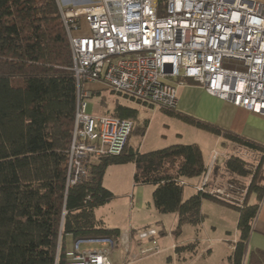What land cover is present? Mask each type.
I'll return each instance as SVG.
<instances>
[{
  "label": "trees",
  "instance_id": "1",
  "mask_svg": "<svg viewBox=\"0 0 264 264\" xmlns=\"http://www.w3.org/2000/svg\"><path fill=\"white\" fill-rule=\"evenodd\" d=\"M163 4L164 0H159V9ZM71 68L69 43L56 0H0V264H66L67 253L80 240L107 238L113 241V249L117 248L120 230L108 227L94 212L113 199L102 186L106 168L128 162L134 165L135 185L155 186V211L176 214L177 236L184 225L201 224L204 199L236 209L238 240L230 264H242L251 222L264 193L262 156L256 167L261 184H255V176L247 189L248 200L239 206L205 192L182 200L180 182L199 178L207 171L196 144H174L140 154L138 149L127 152L126 143L120 155L90 163L84 177L66 189L77 91ZM163 112L250 153L264 154L263 146L207 122L176 111ZM106 115L134 120L136 111L115 104ZM147 125L146 121L144 129ZM249 165L231 156L219 175L248 177ZM213 174L217 175V170ZM228 191L233 193V189ZM253 197L255 203L251 204ZM184 249L193 246H176L174 251L177 254ZM247 264H264V252L251 251Z\"/></svg>",
  "mask_w": 264,
  "mask_h": 264
},
{
  "label": "built area",
  "instance_id": "2",
  "mask_svg": "<svg viewBox=\"0 0 264 264\" xmlns=\"http://www.w3.org/2000/svg\"><path fill=\"white\" fill-rule=\"evenodd\" d=\"M158 2L56 0L77 85L66 189L84 177L90 158L120 155L133 130L132 120L88 114L87 95L79 90L83 83L101 82L114 94L173 112L176 89L167 81L183 85L184 79H191L209 95L264 116V5L245 0H164L159 9ZM81 23L88 34L74 36ZM205 175L194 186L197 192L236 201L216 185V179ZM157 235L153 228L135 232V242L148 240L154 245L141 249V255L160 251ZM82 243L110 249L114 245L107 238L80 240L67 253L66 264H110L109 251L80 253ZM124 244L128 252L129 239Z\"/></svg>",
  "mask_w": 264,
  "mask_h": 264
},
{
  "label": "rangeland",
  "instance_id": "3",
  "mask_svg": "<svg viewBox=\"0 0 264 264\" xmlns=\"http://www.w3.org/2000/svg\"><path fill=\"white\" fill-rule=\"evenodd\" d=\"M85 23H81V31L73 33L74 36L87 35ZM174 81V80H172ZM171 80L167 83H171ZM83 85V92L87 95V113L94 116H104L114 108L115 104L125 106L136 111L133 121V130L127 143V152L137 150L140 154L161 150L174 144H206L209 148L213 144L214 136L202 130L189 126L175 117L168 115L149 105L140 104L121 95L111 92V89L101 82H94L91 87ZM93 94V95H91ZM148 122L144 129V123ZM145 130V131H144ZM144 131V133H143ZM192 133H199L195 137ZM206 138H201V137ZM207 138L212 139L208 141ZM202 142V143H201ZM204 146V145H202ZM216 150L223 151L221 147ZM254 153H247L241 156L250 164L247 169L250 171L248 177L220 176L216 185L223 188L227 194L233 189L231 196L236 199L229 203L236 205L244 204L248 200V191L252 179L255 184L260 185L259 175L256 167L258 156ZM222 162L224 159L221 157ZM97 159L90 158V163L95 164ZM133 168L131 162L110 165L106 168L102 178V186L107 188L113 195V199L104 206L95 209V216L101 219L108 227L117 228L122 233L129 230L153 228L158 232L154 237L159 252H151L141 255L143 248H153L151 241H139L131 243L130 252L126 254L124 245L110 249L108 245H97L82 243L79 252H92L106 249L109 251L107 258L110 264H230L231 250L229 246L238 239L236 224L234 220L239 216L238 211L226 204L213 200L204 199L200 206V214L203 220L198 226L184 225L180 234H174L177 216L173 213L159 214L155 211L152 202L154 185L133 183ZM264 176V170H261ZM182 200H186L197 191L193 188L198 183L196 178L184 180ZM229 194V195H230ZM131 197V198H130ZM131 202V203H130ZM253 203V198L250 199ZM179 248L189 245L193 249H184L182 253L175 256L172 244ZM211 243V245H209ZM68 247L72 243L68 242ZM178 254V253H177Z\"/></svg>",
  "mask_w": 264,
  "mask_h": 264
},
{
  "label": "crops",
  "instance_id": "4",
  "mask_svg": "<svg viewBox=\"0 0 264 264\" xmlns=\"http://www.w3.org/2000/svg\"><path fill=\"white\" fill-rule=\"evenodd\" d=\"M245 1L249 5L251 4L264 5V0H245ZM91 84L93 83H88L85 86L91 87ZM171 84L176 89V110H175L176 112L192 116L193 118L207 122L232 135H236L240 138L255 142L264 147V116L263 115L253 113L242 107H236L231 103L222 101L212 95H209L205 91L202 85L192 80L189 79L186 80L185 84L182 86H178L175 81H172ZM192 134L195 137H198L199 133H192ZM212 135L214 136L213 144L209 148L206 147V144H199L198 142L192 144L198 145V147L202 152L205 166L207 169L206 175L204 174L205 177L207 176L208 179L218 180V177H220L219 174L223 173L224 163L229 157L231 156L241 157L250 152L246 151L241 147H238L236 144H234L231 141L225 140L221 136H216L214 134ZM201 138L203 139L206 137L204 136ZM207 140L212 141V139L209 138H207ZM218 147H221L223 151L218 152V150H216V148ZM254 156H258L259 159L262 158V169L264 170V154L254 155ZM260 156L262 157L260 158ZM221 157L224 159L223 162L221 160ZM89 164H90V159L88 165ZM216 170L218 172L217 175L213 174V172ZM133 173H134V168H133ZM204 175L200 176L199 178H196L198 180V183L196 185L201 183L202 179L204 178ZM253 200L254 202L251 204L255 203L254 197ZM237 219L238 216L235 217L234 224H237ZM132 231L135 230H133L132 226L129 225V230H124L121 233L119 246L124 245L123 251L126 254H129L130 245L135 241V238H131ZM128 239H129V246H128L129 251L126 252V247L124 242ZM209 245H211V243ZM233 245L229 246L231 252L233 251ZM173 246L176 247V244L173 243L171 245L172 249ZM251 251L264 252V193L261 200L258 203V209L256 215L251 222V231L247 241V249L242 264H247L248 256ZM173 252L176 257L182 253L180 252L176 254L174 249Z\"/></svg>",
  "mask_w": 264,
  "mask_h": 264
},
{
  "label": "bare ground",
  "instance_id": "5",
  "mask_svg": "<svg viewBox=\"0 0 264 264\" xmlns=\"http://www.w3.org/2000/svg\"><path fill=\"white\" fill-rule=\"evenodd\" d=\"M70 54H71V53H70ZM186 80H188V79H184V80H183V82H184L183 85L185 84V81H186ZM189 80H191V79H189ZM192 81H193V80H192ZM85 84H88V83H85ZM170 84H171V83H170ZM177 84H178V83H177ZM178 86H182V85H178ZM76 88H77V85H76ZM82 89H83V85H81V86L79 87V90H80V91H83ZM76 94H77V91H76ZM67 155H68V153H67ZM239 157H240V156H239ZM240 158H242V157H240ZM86 170H87V169H86ZM135 232H136V231H135ZM134 234H135V233H134Z\"/></svg>",
  "mask_w": 264,
  "mask_h": 264
}]
</instances>
